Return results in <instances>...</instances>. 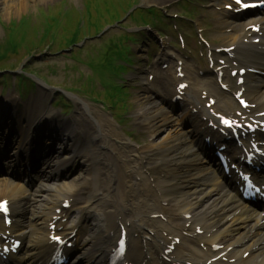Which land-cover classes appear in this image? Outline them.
<instances>
[{"label":"bare ground","instance_id":"1","mask_svg":"<svg viewBox=\"0 0 264 264\" xmlns=\"http://www.w3.org/2000/svg\"><path fill=\"white\" fill-rule=\"evenodd\" d=\"M37 1L41 0H0V10L9 14L26 9L29 3ZM156 1L141 0L145 6ZM219 2L221 0H213V5H219ZM216 20L222 28L219 37L228 43L223 46L237 43V33L226 32L235 26L236 21L232 18L218 20L217 17ZM40 24L36 27H40ZM244 24V21L239 23L240 26ZM33 30L35 27L25 24L21 27V32L26 34H32ZM164 48L162 54L154 58L158 66L166 64L165 69L160 67L162 96L157 99L156 95L145 90L152 84L142 76L143 73L129 76L130 79L137 77L141 80L144 92L142 96L133 95L129 103L136 129L148 139L140 146L132 145L112 119L99 112L93 103L80 98L74 102L76 117L58 118L48 106L49 92L39 87L36 96H32L23 106V115L27 120L24 121L19 115L15 117L16 124L7 125V128L3 127L7 119L2 113H13L14 116L16 111H12L7 102L0 101V135L3 136L0 151L4 152L11 145V149L6 151L10 160L6 174L12 178L13 170L21 165V157H26L33 143L38 141V137L33 136L37 125L43 124L41 126L53 132L48 137L49 143L56 145L52 154L58 150V153H54L55 157H47L48 168L43 169L45 175L42 174L34 184L29 181L16 182L7 175L0 177V195H10L11 199H16L15 213L20 214L18 203L23 197L30 199L23 215L26 221L20 218L15 221V227L24 229L20 232L21 236L29 232V240L24 248L26 264H33L46 249L49 250L51 231H48V222L52 215L58 216L56 210L65 200H72V211L78 214L62 210L61 215H65L70 224V228L63 229L62 233L70 234L76 228H80L81 232V215L92 221L91 235L83 242V252L80 251L85 255L84 262L87 264H90L87 260L91 255L99 254L104 247V250L111 249L113 244L109 247L106 237L111 233L112 238L118 239L121 228L131 240L133 253L144 254L139 258L144 257L143 261L151 264H165L161 256L173 237H180L181 241L174 245L176 248L174 253L169 254L170 257L177 256V250L186 241L203 242L206 238L217 244L231 245V250L225 256L234 260L238 258L236 264H264V243L258 244L264 239V231H249L257 219L247 206L234 213L239 205L237 198L225 189L215 168L202 155L199 127L203 123L196 117L188 118L187 108L181 106L183 122L190 125L187 130L180 131L176 120L173 122L172 115L166 112L168 108L175 109L174 105L179 100L173 103L170 99L176 94L177 83L183 79L176 76L177 65L174 66V62L177 55L168 45ZM242 55L259 59L248 52ZM260 65L264 67V63ZM194 70L198 72L196 68ZM187 75L189 88L181 97L182 101L198 103L204 94L203 89L216 91V83L212 82L209 73L198 79H194L192 70H188ZM247 84L248 96L259 109L264 108V85L256 90L251 81H247ZM118 89L120 86H117ZM224 101L221 95L217 99L218 103L225 104ZM10 102L17 104L15 99ZM164 104L168 105L164 107ZM224 104L220 107L225 108ZM68 163L79 167L78 173L68 181L58 182L63 175L62 172L55 173L56 168ZM229 213H233L234 217L227 216ZM162 216L165 217L164 221ZM197 228L203 233H198ZM221 229L226 230L224 234H221ZM81 236L82 232L77 238L80 242ZM186 249H189V257L197 253L194 248ZM243 252H248L244 258L241 256ZM153 256L154 260L151 259ZM201 256L204 254L201 253Z\"/></svg>","mask_w":264,"mask_h":264},{"label":"rangeland","instance_id":"2","mask_svg":"<svg viewBox=\"0 0 264 264\" xmlns=\"http://www.w3.org/2000/svg\"><path fill=\"white\" fill-rule=\"evenodd\" d=\"M138 1L143 6L141 0ZM195 2L199 4L196 5ZM112 4L115 10L119 8L118 3ZM151 5L167 15L170 21L174 18L172 15H175L179 21L189 18L194 24L207 13L203 10L210 7L209 0H158ZM86 6L90 8V13ZM116 12V17L121 20L113 24L114 8L108 9L98 0H41L29 3L26 9L9 14L0 10V94L4 95V100L12 96L20 98L21 92L20 102L25 104L28 95L33 91L28 93L31 89L30 82L25 81V75L21 73L24 71L39 78L40 86L49 92L47 97L49 106L60 116L76 117L78 114L74 99L80 98L93 103L98 111L103 112L108 118H112L111 109L118 116L124 114V119H119L121 126L115 122L118 130H126L124 137L132 145L145 144L148 139L136 129L129 104L133 95L142 96L144 92L141 80L137 77L130 79L129 76L133 73L139 75L143 71L145 77L144 71L148 68L149 62L160 54L161 49L154 47L155 44L150 37V34L155 39L159 36L156 34L158 24L153 21L152 27L156 28H147L145 31L143 26H138L143 24L139 14L133 19L126 14V7ZM23 16L33 18L24 20L25 25L35 27L36 31L39 29L40 37L45 38L43 34L45 33L46 41L41 43L33 30L36 47L23 40L17 51L9 53L7 36L10 31L7 25H17L16 22ZM169 20L165 19L163 23ZM39 24L40 27L37 28ZM71 30L68 36L66 33ZM129 31L137 35H129ZM187 31L191 33L192 28ZM207 32L210 33L209 30ZM27 35L31 37L30 33ZM74 35H77L80 48L72 47L66 52L63 49L64 44H67ZM49 40H53L51 45ZM130 47L133 48L131 60ZM31 49L35 50L31 52ZM138 55L142 56L138 58ZM11 71L17 72L16 75ZM117 86H120V89L117 90ZM38 91L39 88L36 87L35 93ZM62 91L70 93L66 100L61 99ZM73 94L80 97H74ZM18 107L19 111L23 110L22 105Z\"/></svg>","mask_w":264,"mask_h":264},{"label":"snow or ice","instance_id":"3","mask_svg":"<svg viewBox=\"0 0 264 264\" xmlns=\"http://www.w3.org/2000/svg\"><path fill=\"white\" fill-rule=\"evenodd\" d=\"M235 3L240 5V7L242 8H248V7H255V5H250V4H246V3H242V0H235ZM230 7V6H229ZM185 87L184 85H181V88ZM4 205L0 204V208H3ZM54 239H59L58 237H54Z\"/></svg>","mask_w":264,"mask_h":264}]
</instances>
